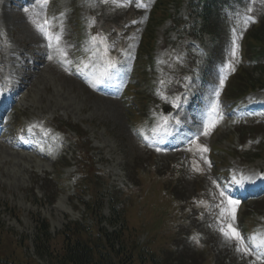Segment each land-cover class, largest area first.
Listing matches in <instances>:
<instances>
[{
  "label": "rangeland",
  "instance_id": "obj_1",
  "mask_svg": "<svg viewBox=\"0 0 264 264\" xmlns=\"http://www.w3.org/2000/svg\"><path fill=\"white\" fill-rule=\"evenodd\" d=\"M153 1L147 0V3ZM171 3L174 13V6L180 5L175 1L174 6ZM100 4H104L107 11L103 16L106 22L124 17L129 8L125 2L114 3L113 0L99 3L96 0H56L55 7L50 5V0L46 4L42 0H0V61L9 62V50L15 52V64L11 68L19 84L9 98L13 104L0 123V257L11 264H56L52 257L46 254L38 257V254L42 250L49 253L51 247L59 248L57 234L63 226L79 222L77 229L83 226L85 230L79 236L90 240L96 228L93 211H87L88 205L94 203L95 211L102 207V215L108 217V206L114 202L134 234L127 231L134 242L129 241L125 246L135 250L136 246L131 244H136L145 251L152 250L163 264H264V252L250 242L244 228L245 216L255 209L258 213L253 217V226L257 236L264 238V197L245 201L244 189L227 191L224 183L226 178H234L236 183L247 179L256 189L262 181L259 171L264 164V88L246 96L248 102L261 107L263 112L261 116L250 118H247L250 113L239 109L234 101L230 102L235 98L230 91L234 93L233 87L240 85L242 69L247 71L248 78H260L264 83V70L251 69L252 56L248 49L246 53L242 42L253 24L251 21L257 17L264 22V0H222L219 4L214 34L195 41L201 43L205 52L195 51L198 56L196 75L188 76L179 101H169L161 93L159 100L148 108L149 115L156 118L153 125L156 133L167 140L161 145L150 144L140 136L136 126L140 122L138 108H129L123 103L120 92L138 48L139 33L145 28L148 6L138 19L137 33L127 40L128 54L123 52L128 57L127 65L120 69L123 81H119L116 93L96 90L85 76L58 62V59L71 62L75 42L69 41L67 28L77 20L75 15L78 14L84 26L82 45L91 48L89 56L95 69L104 70L100 45L87 35L90 11H99ZM181 6L180 13L185 15L184 3ZM70 8L74 12L66 14ZM71 14L74 16L69 21ZM249 17L251 19L245 23ZM47 20L51 24H45ZM198 22H202L200 17ZM170 23L166 21L157 28L154 63L146 69L147 74H152V83L161 90L171 75L180 70L190 72L185 55L166 57L165 35L174 36L172 32L165 34ZM42 29L59 35V41L46 40ZM73 37H76L75 32ZM234 41L238 45L235 56ZM245 43L251 48L259 45L251 39ZM20 58L26 59L27 68L22 67ZM23 80H26L25 90L17 96ZM134 82L138 83L137 75ZM244 123L252 129L249 135L241 127ZM21 124L22 131L28 126L40 137L37 140L17 138L20 130L14 132L13 128H20ZM57 125L76 129L86 138L88 145H82V149L93 167L88 165L87 170L80 167L79 171L87 172L88 182L73 183L77 169L74 165L68 166L73 156ZM256 138H259L258 144L252 141ZM64 153L66 157L61 159ZM169 169L176 172V178L165 185L161 178H166ZM222 170L226 171L225 175H217ZM47 174L66 179L57 183L55 189L46 181ZM118 185L130 192L116 190L114 187ZM57 189L61 192L54 204L49 205L46 194L55 193ZM163 191L184 199L194 195L196 199L190 212L178 217L173 200L164 197ZM222 192L239 201L234 219L233 206L227 204ZM161 211H167L169 219L164 218V214L159 219ZM35 215L47 218L49 224L47 232L51 241L49 246L43 242V249L34 244ZM228 224L245 238L249 254L237 251L236 242L220 231ZM5 228L10 230L9 234ZM10 235L21 240L22 247L12 243ZM7 255L11 261L4 258Z\"/></svg>",
  "mask_w": 264,
  "mask_h": 264
},
{
  "label": "trees",
  "instance_id": "obj_2",
  "mask_svg": "<svg viewBox=\"0 0 264 264\" xmlns=\"http://www.w3.org/2000/svg\"><path fill=\"white\" fill-rule=\"evenodd\" d=\"M173 1L177 2L178 4H180L181 2V0L155 1V8L158 10L155 12V14L151 15V20L153 19L155 24L152 25L151 32L145 38L146 44L150 45V43H152L154 26L160 24L164 19L170 17V14L166 12V6L168 3ZM220 1L221 0H198L197 2H194L193 0H189L188 11L190 17L193 13L198 11L199 5L202 6L200 16L203 19V26L201 29L197 30L196 27L192 24L191 18L184 21L176 19V28L183 30V35L189 36H196L201 31H213V28L217 27V24L215 25V21H217L216 17L220 12L218 10ZM184 23H187V26L184 27ZM251 33V40L259 42V45H262V48L260 49L261 53H256L257 59L260 60L264 58V23H262L258 28L254 29V31ZM141 61L144 62L142 65L146 64L147 62L146 60ZM260 67L262 68V70H264V65L260 64ZM140 73H143L142 69H140ZM255 83H257L256 80H253L251 78L248 79L246 85L252 86V84ZM170 92L173 93V90L170 89ZM80 167L82 169H85L88 167V165L86 163H83ZM174 176H176V172H173L169 169V173L166 174V178L161 179L165 183V185H169L170 182L174 181ZM87 180L88 175L86 174L82 181L87 182ZM163 195L165 197V191ZM168 196L171 197L170 195ZM110 206L111 217L106 219V222L113 227L119 225V228H116L112 232H108L103 226L100 227L102 221L105 220V217H103L100 213V206V208H97L95 213H93L92 217L93 220L96 221L94 224L96 233L94 234V237L92 239L84 240L79 236L81 232H85L84 228H82L83 226L81 227V229H77V227L79 226V222L66 224L64 227V231L61 233L60 237L58 236L57 238L60 243L59 248L51 247L49 249V254L56 261V264H163L162 261H159L154 257L155 252L152 250L143 251V249L138 247L136 244H131V246H136L135 250H130L129 247L125 246L128 245L129 241H132L127 231L130 230L133 236L134 234L132 233L131 229L127 228L124 219L122 220L120 211L116 210L113 205ZM173 206H176V203L174 201ZM94 207V203H92L91 205H89L88 209L92 208L94 212ZM162 214H164V218L166 217V219H169L167 211L159 212V215L157 217L159 219L160 217L162 218ZM37 227L39 233L37 234L36 244L37 247L41 248L43 242L49 244L51 239L47 233L48 225L45 221L38 220ZM10 239L12 243H18V241L14 240L12 237ZM132 242H134V240Z\"/></svg>",
  "mask_w": 264,
  "mask_h": 264
},
{
  "label": "snow or ice",
  "instance_id": "obj_3",
  "mask_svg": "<svg viewBox=\"0 0 264 264\" xmlns=\"http://www.w3.org/2000/svg\"><path fill=\"white\" fill-rule=\"evenodd\" d=\"M43 3H47V0H42ZM114 3H119V0H113ZM137 6H142L140 3L137 4ZM251 17L247 18L245 23H247V20H250ZM47 23V21H45V24ZM43 31H45V35L47 36V38L51 41L53 38H55L57 41H59V35L53 34V33H49L47 32L46 29H42ZM93 42L96 41V37H93ZM234 47H233V56H235L237 54V48L238 45L236 44V42L234 41ZM51 58V57H49ZM109 67H114L113 64L109 63L108 65ZM221 83H223V80L221 81ZM166 119V118H165ZM205 134H207V130L205 132ZM207 149H202V151H206ZM222 196H224V199L227 201V204L232 207V215H233V219L235 218L234 213H235V206L239 204L238 200H234L231 197L225 196V194L222 192L221 193ZM223 211H227V209H224ZM220 231L224 234V236L230 240H234L237 244V251L243 252L244 254H249L250 252V247L248 246V244H246L245 242V238L241 235V233L234 228L231 224H228L226 227H221ZM249 240H252L254 242V246L256 247H264V239H259L257 241L256 237H250L248 238Z\"/></svg>",
  "mask_w": 264,
  "mask_h": 264
}]
</instances>
